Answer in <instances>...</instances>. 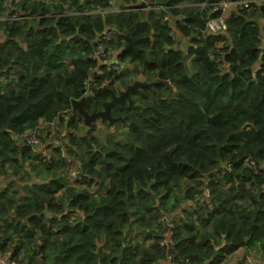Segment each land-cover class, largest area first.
Returning <instances> with one entry per match:
<instances>
[{
  "label": "trees",
  "instance_id": "1",
  "mask_svg": "<svg viewBox=\"0 0 264 264\" xmlns=\"http://www.w3.org/2000/svg\"><path fill=\"white\" fill-rule=\"evenodd\" d=\"M216 1L0 0V240L14 254L31 264H163L169 255L225 264L241 249H264V38L254 21L264 29V4L229 12L225 33L203 36L222 14ZM116 2V13H88ZM154 5L167 8L166 21ZM105 31L112 65L89 58ZM136 80L153 85L110 109L124 135L99 144L73 102L99 112ZM55 121L67 123L66 151L81 165L15 143ZM206 191L203 206L183 209ZM177 209L167 254L158 214Z\"/></svg>",
  "mask_w": 264,
  "mask_h": 264
},
{
  "label": "built area",
  "instance_id": "2",
  "mask_svg": "<svg viewBox=\"0 0 264 264\" xmlns=\"http://www.w3.org/2000/svg\"><path fill=\"white\" fill-rule=\"evenodd\" d=\"M12 1H18V0H6V2L10 3ZM252 4H255L257 6L264 4V0H218L214 2L215 9H219L221 11V15L209 18L206 23L204 30L202 31L203 36H209V35H218L225 33L226 30V18L229 14V12L236 10L237 8H248ZM150 10L155 11L158 14L163 15V22L167 20L168 18V10L164 6L160 5H154L151 7H148ZM117 11H114L113 9H104L101 10V8L93 9L89 11L90 14H103V13H116ZM215 12V10L211 11ZM71 14L80 15V14H86V13H80L79 11L73 12ZM111 35V31H105L102 35L98 36L96 39V48L89 54V58L97 63H107V57L112 56L115 58V52L113 51H106V48L103 44V40L108 38ZM96 74L102 75L103 72L100 69L95 70ZM88 85V84H87ZM38 127L39 124L34 127L26 130L22 135L15 137V143L17 145H27L34 151L35 155H40L42 157H45L49 161L51 160V157L53 156V153L51 149H43L42 151H39L37 148L41 145V139L38 133ZM46 151L48 153H46ZM250 162V161H249ZM253 168H256L255 166H252ZM69 177L72 181L79 179L78 170L76 168L69 170ZM208 201V191L205 192V194L199 198L193 203H189L188 205L184 206L185 208H190L191 210H195L201 206H203V202ZM182 218V210L177 209L172 212H164L160 211L158 214V223L162 228L161 238L159 241V246L165 250V252L168 254L171 252V249L174 246V241L172 238L173 232H172V226L177 221V219ZM14 240H17V237L14 236ZM13 244L11 242H5L3 240H0V264H31V261L29 260L28 254L24 251H21L19 254H14L12 251ZM172 255H169L168 258L165 260L163 264H177L173 263L172 261ZM180 264H189L187 261L181 262Z\"/></svg>",
  "mask_w": 264,
  "mask_h": 264
},
{
  "label": "rangeland",
  "instance_id": "3",
  "mask_svg": "<svg viewBox=\"0 0 264 264\" xmlns=\"http://www.w3.org/2000/svg\"><path fill=\"white\" fill-rule=\"evenodd\" d=\"M21 1V0H20ZM16 3H10L7 6H14ZM118 3L116 2V5L113 3V5L111 6V9H113L114 11L118 10L117 7ZM6 20L5 17H0V21ZM1 34V31H0ZM175 37V41H176V47L180 48L181 50L185 51L186 46L188 45V40L185 37H182L179 33H175L174 34ZM1 41V40H0ZM107 63L108 65H112L113 63H117V61L115 60V58H113L112 56H108L107 57ZM120 71L122 69L127 68L128 70H130L132 68V64H123L120 63ZM134 75V74H133ZM135 75H139V77L141 78H145L144 74L142 75V73L140 71L137 72V74ZM138 76H136V78H139ZM139 78V79H141ZM136 81H140V80H136ZM115 88L118 89V85L115 84ZM124 91V90H122ZM107 122H101V121H97L96 123H94V132L93 135L96 137L97 141L99 144L103 145L105 142L107 143V141L111 138H122L124 134H122L123 132V128L121 126H110L106 127L105 124ZM84 125V124H83ZM84 127H88L85 126ZM38 133L41 139V145L38 146L35 149H38L39 151H42L43 149H51L52 153L55 154V158L57 157V151L59 150L60 153V157L61 158H67L70 159L71 161L75 162L76 164L81 165V161L71 155H69L66 151L67 146H70L69 143V135L67 134V123L65 122H60V121H55L51 124H47V123H43V122H39V127H38ZM86 131H80L79 135L84 134ZM91 149L94 151H99V146H96L95 144H92ZM46 153H48L46 151ZM63 173L65 174V170L63 169ZM11 180H14L15 183L19 181V178L17 176L15 177H11ZM34 181H37V179L33 176L32 178ZM0 180H2V178H0ZM30 181V178H29ZM5 184H9L8 181L4 180L3 181ZM29 183V182H28ZM28 183H25V185L20 184L22 187H27ZM12 186L15 188L16 185L14 183H12ZM78 187H85L84 184L82 183H78L77 185ZM98 185L96 182H93L92 185L90 186V189L94 191H98L99 193L103 192V189L98 190ZM247 257L246 263L245 264H264V249L259 246V244H255L253 247H251L250 249H241L239 250L237 253H235L234 255H232L228 261L225 262V264H234L237 260H242L243 258Z\"/></svg>",
  "mask_w": 264,
  "mask_h": 264
},
{
  "label": "water",
  "instance_id": "4",
  "mask_svg": "<svg viewBox=\"0 0 264 264\" xmlns=\"http://www.w3.org/2000/svg\"><path fill=\"white\" fill-rule=\"evenodd\" d=\"M254 21H256L259 24L260 34L264 38V29L262 25L263 22L261 21L259 17H256ZM135 67L137 68V65ZM156 82L163 83L167 88L172 89L168 81L156 80ZM152 85H153L152 83L134 81L132 84L128 85L124 91H121L118 95L110 92L111 93L110 101L105 102L103 104V110L96 112V113L89 114L83 109L84 98L81 99L80 101L73 102V105H74L73 109L78 111V113L83 117L85 126L91 127L97 121H101V122H107L108 127H110L113 123L119 120L118 118L111 117L110 109L114 105L122 101L123 99H129V94L131 91L142 89V88H149Z\"/></svg>",
  "mask_w": 264,
  "mask_h": 264
},
{
  "label": "crops",
  "instance_id": "5",
  "mask_svg": "<svg viewBox=\"0 0 264 264\" xmlns=\"http://www.w3.org/2000/svg\"><path fill=\"white\" fill-rule=\"evenodd\" d=\"M107 127H108V125H107ZM34 181V180H33ZM35 182V181H34ZM4 183V182H3ZM5 184V183H4ZM23 185H25V183H22ZM5 185H7V184H5ZM10 218V217H9ZM228 260V259H227Z\"/></svg>",
  "mask_w": 264,
  "mask_h": 264
},
{
  "label": "clouds",
  "instance_id": "6",
  "mask_svg": "<svg viewBox=\"0 0 264 264\" xmlns=\"http://www.w3.org/2000/svg\"><path fill=\"white\" fill-rule=\"evenodd\" d=\"M116 95H118V94H116Z\"/></svg>",
  "mask_w": 264,
  "mask_h": 264
}]
</instances>
